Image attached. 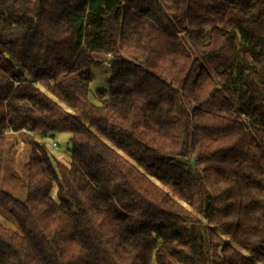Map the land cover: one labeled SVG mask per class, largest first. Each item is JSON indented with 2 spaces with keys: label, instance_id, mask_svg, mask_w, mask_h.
Masks as SVG:
<instances>
[{
  "label": "trees",
  "instance_id": "1",
  "mask_svg": "<svg viewBox=\"0 0 264 264\" xmlns=\"http://www.w3.org/2000/svg\"><path fill=\"white\" fill-rule=\"evenodd\" d=\"M0 212V264H264V0H0Z\"/></svg>",
  "mask_w": 264,
  "mask_h": 264
},
{
  "label": "rangeland",
  "instance_id": "2",
  "mask_svg": "<svg viewBox=\"0 0 264 264\" xmlns=\"http://www.w3.org/2000/svg\"><path fill=\"white\" fill-rule=\"evenodd\" d=\"M107 54H96V62L91 65V74L93 80L90 84L89 100L93 104H100V100L95 96V90L102 88L108 90L107 78L110 73V66L106 64ZM8 138L7 150L2 171V187L14 195L19 200L26 197L27 186V161L29 156L30 139L32 134L19 130L10 132ZM47 149L55 159L68 164L70 160L71 145L69 134L65 132L56 133L54 137L46 139ZM56 143V146L52 145ZM52 197H56V189L51 191ZM0 221H4V215L0 212ZM6 224L12 225L9 222Z\"/></svg>",
  "mask_w": 264,
  "mask_h": 264
},
{
  "label": "built area",
  "instance_id": "3",
  "mask_svg": "<svg viewBox=\"0 0 264 264\" xmlns=\"http://www.w3.org/2000/svg\"><path fill=\"white\" fill-rule=\"evenodd\" d=\"M105 60H106V64L109 65V61H110V58H111V54L108 53L106 56H105ZM23 131H25L24 129H22ZM52 145L53 146H56V143L55 142H52Z\"/></svg>",
  "mask_w": 264,
  "mask_h": 264
}]
</instances>
